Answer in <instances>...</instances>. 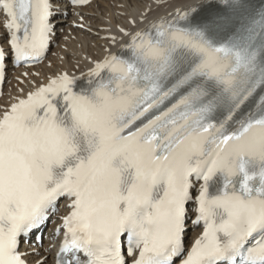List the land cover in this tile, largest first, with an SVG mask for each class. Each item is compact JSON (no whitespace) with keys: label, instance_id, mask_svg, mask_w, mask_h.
<instances>
[{"label":"snow or ice","instance_id":"obj_1","mask_svg":"<svg viewBox=\"0 0 264 264\" xmlns=\"http://www.w3.org/2000/svg\"><path fill=\"white\" fill-rule=\"evenodd\" d=\"M60 5L0 0L13 64L47 52ZM119 30L129 42L89 69L91 95L64 72L0 118V264H31L20 245L61 198L70 211L56 264H264V0H201ZM7 60L0 46V80ZM241 157L259 170L237 192ZM218 170L225 190L210 199ZM190 219L203 230L186 252Z\"/></svg>","mask_w":264,"mask_h":264},{"label":"bare ground","instance_id":"obj_2","mask_svg":"<svg viewBox=\"0 0 264 264\" xmlns=\"http://www.w3.org/2000/svg\"><path fill=\"white\" fill-rule=\"evenodd\" d=\"M200 2L201 0H96L86 7L71 8L66 0H61L60 6L65 10V15L56 18L57 35L50 45V56L48 52L44 63L31 68H20L9 75L0 99V115L3 116L19 98L26 97L64 72L75 79L88 77L89 69L94 67L96 61L103 60L109 52L118 53L129 42V36L121 33L120 28L128 31L144 29L158 18L175 15L179 10H186ZM132 19L137 21L135 25L130 23ZM6 20L7 17L0 14V33L5 44ZM82 23L90 29L74 28L75 24ZM113 35L116 37L115 43L111 40ZM53 43H57V46L51 50ZM195 232L198 234L199 230ZM52 253L53 251L46 258L47 264H50ZM44 255L46 254L40 248L39 252L33 249L28 256L37 261Z\"/></svg>","mask_w":264,"mask_h":264},{"label":"clouds","instance_id":"obj_3","mask_svg":"<svg viewBox=\"0 0 264 264\" xmlns=\"http://www.w3.org/2000/svg\"><path fill=\"white\" fill-rule=\"evenodd\" d=\"M239 163H243L244 164L243 171L240 170ZM239 163H237L235 160H233V164L236 165V169H237L236 172H235V175L233 177L237 176L240 173H243L244 174V172H248V170H247V165L249 164L248 161L245 160L243 157H241ZM249 174L251 175V174H254V173H249Z\"/></svg>","mask_w":264,"mask_h":264},{"label":"rangeland","instance_id":"obj_4","mask_svg":"<svg viewBox=\"0 0 264 264\" xmlns=\"http://www.w3.org/2000/svg\"><path fill=\"white\" fill-rule=\"evenodd\" d=\"M90 29V28H89Z\"/></svg>","mask_w":264,"mask_h":264}]
</instances>
